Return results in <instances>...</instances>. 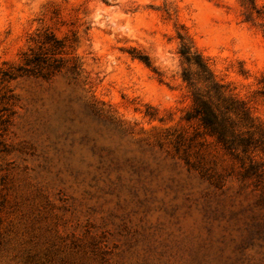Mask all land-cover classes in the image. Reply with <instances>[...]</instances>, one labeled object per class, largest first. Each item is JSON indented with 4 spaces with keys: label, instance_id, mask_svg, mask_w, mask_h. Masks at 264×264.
I'll return each mask as SVG.
<instances>
[{
    "label": "rangeland",
    "instance_id": "rangeland-1",
    "mask_svg": "<svg viewBox=\"0 0 264 264\" xmlns=\"http://www.w3.org/2000/svg\"><path fill=\"white\" fill-rule=\"evenodd\" d=\"M179 32L264 123V0H0V264H264V175L187 118Z\"/></svg>",
    "mask_w": 264,
    "mask_h": 264
},
{
    "label": "trees",
    "instance_id": "trees-1",
    "mask_svg": "<svg viewBox=\"0 0 264 264\" xmlns=\"http://www.w3.org/2000/svg\"><path fill=\"white\" fill-rule=\"evenodd\" d=\"M178 38L181 42L178 53L187 64L182 71V80L192 97V108L187 113V118L196 119L203 132L214 137L233 158L243 165L247 162L243 166V176L253 174L261 178L264 175V164L255 158V154L264 153V123L253 118L246 103L215 78L207 60L194 49L186 35L179 32ZM45 44L47 47L43 51H31L25 57L23 65L16 67V73L3 74L12 78L23 72H40L45 68L46 62L63 47L62 40L51 32L45 35L40 46L44 47ZM143 60L146 64L149 63L147 57ZM57 61L54 57L53 62L56 63L53 69L60 67L61 63L58 64Z\"/></svg>",
    "mask_w": 264,
    "mask_h": 264
}]
</instances>
